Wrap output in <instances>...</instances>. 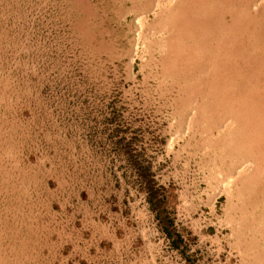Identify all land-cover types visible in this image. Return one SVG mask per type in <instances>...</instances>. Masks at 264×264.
<instances>
[{"label":"rangeland","instance_id":"1","mask_svg":"<svg viewBox=\"0 0 264 264\" xmlns=\"http://www.w3.org/2000/svg\"><path fill=\"white\" fill-rule=\"evenodd\" d=\"M126 219L153 264H264V0H0V264Z\"/></svg>","mask_w":264,"mask_h":264},{"label":"crops","instance_id":"2","mask_svg":"<svg viewBox=\"0 0 264 264\" xmlns=\"http://www.w3.org/2000/svg\"><path fill=\"white\" fill-rule=\"evenodd\" d=\"M122 228H114L112 238L102 237L106 233L99 235L97 231L92 235L93 229L82 232L90 238H80L82 245L74 250V260L77 264H153L156 243L152 228L127 219Z\"/></svg>","mask_w":264,"mask_h":264},{"label":"trees","instance_id":"3","mask_svg":"<svg viewBox=\"0 0 264 264\" xmlns=\"http://www.w3.org/2000/svg\"><path fill=\"white\" fill-rule=\"evenodd\" d=\"M152 200V198H151ZM161 200L158 202H155L153 208L157 210V217L159 218L160 222L162 223L163 228L166 230L168 235H171L170 233V227H171V220L168 219L165 215V208L161 205Z\"/></svg>","mask_w":264,"mask_h":264}]
</instances>
